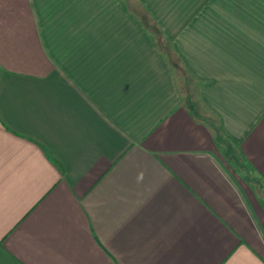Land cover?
Returning a JSON list of instances; mask_svg holds the SVG:
<instances>
[{
    "label": "crops",
    "instance_id": "crops-1",
    "mask_svg": "<svg viewBox=\"0 0 264 264\" xmlns=\"http://www.w3.org/2000/svg\"><path fill=\"white\" fill-rule=\"evenodd\" d=\"M0 264H264V0H0Z\"/></svg>",
    "mask_w": 264,
    "mask_h": 264
}]
</instances>
